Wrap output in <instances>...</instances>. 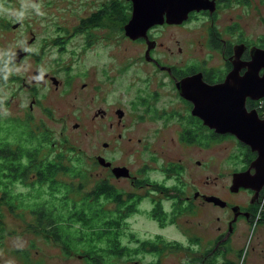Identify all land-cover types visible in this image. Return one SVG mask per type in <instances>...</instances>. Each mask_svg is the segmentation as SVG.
Listing matches in <instances>:
<instances>
[{
  "label": "flooded vegetation",
  "instance_id": "af4514ba",
  "mask_svg": "<svg viewBox=\"0 0 264 264\" xmlns=\"http://www.w3.org/2000/svg\"><path fill=\"white\" fill-rule=\"evenodd\" d=\"M156 3L142 0L141 9L158 8L160 4ZM199 3L200 6L190 9L181 22L169 21L167 11L163 10L161 21L150 23L136 37L125 32L134 0H106L86 14L77 7L81 15L79 26L73 29L84 40L81 50L67 48L62 45L63 40L56 41L62 46L55 59L63 61L62 55L66 53L68 64L57 68L52 63L44 72L34 69L29 82L23 81L31 92L29 116L34 119L32 110L41 104L44 115L41 120L53 124H68L73 117H81L71 111V104L64 107L56 104L57 97L72 92L73 99L78 94L83 98L81 93L89 91L88 104L95 106L92 116L95 128L108 137L96 146L91 189L94 207L100 212L95 217L103 218L96 221L95 233L110 230L115 238L98 241L96 253L92 255L76 254L79 259H88V264H178L168 260L177 258L178 254L182 255L179 264H195L196 244L200 264H205L204 258L212 256L228 262L233 253L243 248L253 206L264 185L255 195L254 190L245 187L233 192L231 184L227 183L224 187L229 197L209 194L202 189L210 182L211 151L216 145L224 141L230 143L228 158L236 164L232 175L247 170L258 152L231 133L216 132L194 114L193 109L195 99L206 98L201 93L206 86L220 85L226 91L241 92L246 87L253 90L257 86L264 75V65L257 69L252 60L257 49L264 57V29L259 32L257 26V20L264 26V0H201ZM142 19L145 22L143 16ZM55 24L59 32L71 30L66 22L55 21ZM90 29L101 31V35ZM116 32L119 44L114 42ZM34 40L33 33L27 48ZM90 48L99 51L100 54L95 52L94 56L107 55L101 69L86 71L74 63L83 59ZM19 49L25 56L19 61L9 60L10 66L22 63L27 54L33 55L31 49ZM97 60L92 62L94 67ZM41 61L43 57L38 56L35 63ZM77 77L86 81L76 83ZM187 77H193L188 86L193 94H183L185 90L178 86ZM41 85L46 86L47 91L40 97L37 90ZM255 104L256 100L246 97L248 110ZM79 125L75 122L73 128ZM117 152L133 154L135 163L141 160L135 166L128 163L132 159L118 164L114 161ZM116 167L126 169L122 174L114 173ZM250 172H255L253 167ZM242 193L247 198L243 199ZM206 195L226 202L224 207L215 205L225 210L226 216L217 217L222 220V226H218L211 238L207 234L197 235L190 227L179 229L180 239L163 233L138 236L127 229L128 221L140 214L147 215L160 229L175 226L178 218L189 220L195 208L200 211L213 204L205 200ZM33 246L28 240L18 249L27 252ZM113 255L120 259H112Z\"/></svg>",
  "mask_w": 264,
  "mask_h": 264
},
{
  "label": "rangeland",
  "instance_id": "374dc122",
  "mask_svg": "<svg viewBox=\"0 0 264 264\" xmlns=\"http://www.w3.org/2000/svg\"><path fill=\"white\" fill-rule=\"evenodd\" d=\"M106 0H0V63L6 65L11 69L8 72L7 78L0 82V116L3 119H26V116L31 112L29 105L32 101L31 92L24 87L23 81L29 82V79L33 77V70L48 69L54 63L57 68H61L68 64L66 57L68 54L63 53V61H57L55 59L59 49L62 45L67 48L78 47L84 43V40L74 32L73 27L79 26L80 12L77 11V7L83 9V11L92 12L99 8ZM55 21L61 23L66 22V27L70 28V32L66 33L61 30L60 32L55 29ZM18 23L16 28L14 24ZM246 20L244 19V23ZM257 26L260 27L259 32L264 29L263 24L257 20ZM254 27V25H253ZM89 30V29H88ZM92 32H98L101 35V31L90 29ZM35 34V40L27 48V41ZM75 35H74V34ZM119 35L115 33L114 42L119 44ZM63 40L64 43L59 46L56 41ZM19 48L31 49V54L24 58L22 63L11 65V55H13ZM98 49V46H96ZM102 49V46H101ZM99 50V49H98ZM101 51V50H99ZM99 51H95L94 48H90L85 54L83 59L74 62L81 68L89 71L93 68H102L103 62L107 60V55L101 54L94 56L95 52L100 54ZM38 56L43 57V61L36 62ZM69 57V56H68ZM97 60V66L92 65L93 60ZM99 69V70H100ZM7 81V82H6ZM86 81L83 77L75 78L76 83ZM38 94L41 97L43 93L47 91V87L41 85L38 87ZM74 94L71 92L65 97H57L56 104L64 107L71 104V111L77 113L79 118L73 117L69 120L68 124H53L48 120H41L44 115L42 112L41 104L34 106L32 114L37 126L45 129L49 134L50 142H55V147L50 148L51 153H55L64 149L66 163L69 166L73 164L81 167L85 170L84 180L80 181L78 178L73 179L80 186L79 191H75L69 194L71 199L80 200L92 187L91 168L93 167V158L96 153V146L103 140H107L108 137L103 136L95 128L94 120L92 119L93 110L95 106L92 103L88 104L90 100L89 91H83L81 96L78 94L73 99ZM11 97V99H10ZM51 101V98H48ZM30 111V112H29ZM44 121V122H43ZM75 122L80 125L77 128H73ZM43 123V124H41ZM39 124V125H38ZM227 145V148L224 146ZM230 143L224 141L223 143L216 145L212 149V160L209 170L210 182L202 190L209 194H218L222 197H229L225 190V184H231V176L233 167L236 165L234 160L228 158V151ZM68 148V150H67ZM49 149V148H48ZM128 162L130 165H137L135 163V157L133 154L125 155L121 152L116 153L115 163L120 164ZM145 160L146 157L144 156ZM66 179H70L66 178ZM12 189L16 192H22L20 197H24L29 190L28 186L23 184H15ZM243 199L247 198L245 193H242ZM233 199H238L236 196H231ZM249 197V196H248ZM47 199V197H46ZM258 209L264 207V190L259 196L257 202ZM2 211V222L5 227L6 233L2 243H0V264H88V259L81 257L79 259L76 254L87 255L82 247H79L75 253L68 255L61 247L60 243H54L53 238H45L42 235L43 232H37L34 229L28 227L30 221L29 214L25 211V216L18 214L22 212V209H17L11 212L6 205L0 206ZM193 217L190 216L189 220H185L184 217L178 218L175 226H171L167 229H160L155 222L150 220L147 215L140 214L133 216L128 221V231L138 236L145 235L150 236L158 233H163L170 238L180 239V228H191L197 235H205L211 238L216 232L218 226H222V220H218L220 216L224 218L226 211L215 206L214 204L206 205L202 210L198 208L193 210ZM259 216V215H258ZM255 219V222L251 225L247 231V237L243 244V251L233 253L228 262L223 261L225 264H264V222H259ZM258 220V221H257ZM75 226H78L76 224ZM253 230L252 234L251 231ZM252 236H251V235ZM46 240H45V239ZM51 239L53 242H48ZM24 240L25 243L21 241ZM33 242V248L28 249V256L26 253H21L18 247L22 244H27V241ZM21 242V243H20ZM59 246V247H58ZM194 260L195 264H200L198 258L200 256L199 246L195 245ZM21 249V248H20ZM92 255V253H90ZM177 258L170 257L168 260H175L181 263L182 255L178 254ZM189 256H191L189 254ZM118 255H113L112 259L117 258ZM26 258H30L26 259ZM205 259V264H210L209 259ZM217 264L222 263L221 258H215Z\"/></svg>",
  "mask_w": 264,
  "mask_h": 264
},
{
  "label": "trees",
  "instance_id": "16d2710c",
  "mask_svg": "<svg viewBox=\"0 0 264 264\" xmlns=\"http://www.w3.org/2000/svg\"><path fill=\"white\" fill-rule=\"evenodd\" d=\"M5 66L0 63V82L7 78L9 72ZM34 121L29 115L25 120H1L0 116V206L6 205L11 212L22 209L18 214L23 216L27 211L30 218L28 227L43 232L45 238L52 237L54 243H60L61 249L68 255L75 253L79 247L87 255L96 253L98 241L112 240L115 236L110 230L95 233L96 221H103V218L95 217L100 212L94 207L92 189L80 200L69 196L80 190L73 179L82 181L87 174L81 167L66 163L64 149L51 153L50 148L55 147V142H50L48 132ZM15 184L29 187L24 197H20L22 192L12 189ZM257 202L253 206L250 225L258 215L259 222H264V207L258 209ZM2 214L0 210V243L6 233ZM22 252L28 257L29 251ZM210 262L217 264L215 258ZM221 264L225 263L222 261Z\"/></svg>",
  "mask_w": 264,
  "mask_h": 264
},
{
  "label": "water",
  "instance_id": "95a60500",
  "mask_svg": "<svg viewBox=\"0 0 264 264\" xmlns=\"http://www.w3.org/2000/svg\"><path fill=\"white\" fill-rule=\"evenodd\" d=\"M155 1L157 2L156 5L160 4L158 8L142 10V0H134L132 17L125 25L127 35L136 37L150 23L161 21L159 17L163 15V10L167 11L169 21L181 22L187 17L190 9L200 6L199 1L201 0H193V2L179 0L178 3L177 0ZM174 5L175 9H173ZM142 16L145 18L146 24ZM18 23L14 24L13 27L16 28ZM257 51L261 50L257 49ZM257 51L253 54L252 64L258 69L264 65V57ZM23 56H25V52L22 49H18L11 56V59L19 61ZM192 79L193 77H187L178 83V86L185 90L183 94H193V89L189 90L188 87ZM201 93L205 94L206 98L194 100L196 105L193 113L198 115L206 125L213 128L216 132L231 133L239 141L258 152L257 157L247 170L233 173L230 185V190L233 192L240 187H245L254 190L255 195H257L264 185V119L259 116L255 108L248 110L245 101L246 97L254 100L264 97V75L259 78L258 84L253 90H250L249 86L242 92L235 90L226 91L220 85H216L202 88ZM252 167L255 170L253 174L250 172ZM123 169L126 168L116 167L113 168V172L122 174ZM205 200L221 207L226 205L223 199L214 195H206Z\"/></svg>",
  "mask_w": 264,
  "mask_h": 264
},
{
  "label": "built area",
  "instance_id": "2783aa9c",
  "mask_svg": "<svg viewBox=\"0 0 264 264\" xmlns=\"http://www.w3.org/2000/svg\"><path fill=\"white\" fill-rule=\"evenodd\" d=\"M255 107L260 111V113L262 114V116L264 117V99H260Z\"/></svg>",
  "mask_w": 264,
  "mask_h": 264
}]
</instances>
